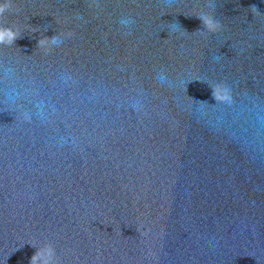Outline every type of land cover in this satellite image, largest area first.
<instances>
[{"label": "water", "instance_id": "95a60500", "mask_svg": "<svg viewBox=\"0 0 264 264\" xmlns=\"http://www.w3.org/2000/svg\"><path fill=\"white\" fill-rule=\"evenodd\" d=\"M0 264H264V0H0Z\"/></svg>", "mask_w": 264, "mask_h": 264}]
</instances>
